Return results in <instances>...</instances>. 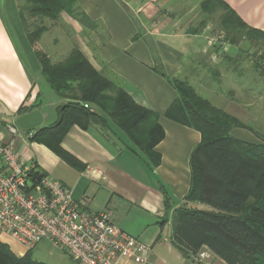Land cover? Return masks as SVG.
Wrapping results in <instances>:
<instances>
[{
	"label": "crops",
	"instance_id": "obj_1",
	"mask_svg": "<svg viewBox=\"0 0 264 264\" xmlns=\"http://www.w3.org/2000/svg\"><path fill=\"white\" fill-rule=\"evenodd\" d=\"M222 1L249 27L264 32V0ZM22 2L0 0V139L13 143L27 166L67 186L73 200L87 211H109L118 229L149 248L146 254L123 258L116 264H227L213 254L202 260L174 242V217L191 187V158L201 134L167 118L168 109L178 98L171 81L186 80L198 93L193 81L206 79L213 64L211 59L208 64L197 61L211 45L208 41L212 37L206 35L209 24L195 28L191 23L192 11L186 7L192 0H76L71 11L53 21L68 41V48L79 49L101 77L122 89L138 106L153 112L165 133L146 155L108 118V130L96 124L87 130L73 126L61 146L78 160L77 167L31 140L37 130L58 121V108L68 101L51 87V91L45 90V100L38 85L42 75L39 57L35 54L38 64L32 56L23 57L14 38L11 28L25 44L29 43L26 54L33 53L21 17ZM7 6L13 13L11 24ZM31 61L35 63L34 71ZM217 77L222 74L218 72ZM32 106L36 109L22 116L39 111L42 126L34 130L20 128L21 133L14 138L7 125L22 117L17 115L21 107ZM247 134L251 132L239 136L250 142L252 137ZM188 206L205 209L200 204ZM42 243L31 250L38 262L42 261L34 255ZM29 251L15 255L22 258ZM60 253L52 250L49 260L43 263L57 264Z\"/></svg>",
	"mask_w": 264,
	"mask_h": 264
},
{
	"label": "trees",
	"instance_id": "obj_2",
	"mask_svg": "<svg viewBox=\"0 0 264 264\" xmlns=\"http://www.w3.org/2000/svg\"><path fill=\"white\" fill-rule=\"evenodd\" d=\"M75 2L26 0L21 17L25 25L27 15L57 21L62 13L72 10ZM214 6L225 12L220 25L226 33V44L237 46L233 35L243 31L264 41L263 31L249 27L222 0L202 3L206 12L214 11ZM45 31L44 26L38 28V32ZM28 37L34 44L35 34L29 32ZM38 57L43 77L68 102L58 108V121L37 130L31 140L50 148L68 165L78 166V160L61 146L73 126L87 130L96 124L108 130V118L146 155L164 139L157 116L101 77L79 49H73L64 62L56 65ZM259 59L253 68L264 78V56ZM171 82L178 98L168 109L167 118L201 134L191 158V187L174 217L175 244L195 257L206 249L227 264H264V135H255L259 143L234 138V129H248L242 121L201 97L189 83ZM31 109L36 106L21 107L17 115ZM190 204L208 209L191 208ZM0 264L46 263L35 261L31 251L17 257L0 241Z\"/></svg>",
	"mask_w": 264,
	"mask_h": 264
},
{
	"label": "built area",
	"instance_id": "obj_3",
	"mask_svg": "<svg viewBox=\"0 0 264 264\" xmlns=\"http://www.w3.org/2000/svg\"><path fill=\"white\" fill-rule=\"evenodd\" d=\"M88 107V105H85ZM14 138L17 123L7 125ZM0 233L28 250L43 241L67 254L78 264H116L136 258L149 248L118 229L111 213H91L72 198L61 182L27 166L14 144L0 139ZM202 260L211 252L199 253Z\"/></svg>",
	"mask_w": 264,
	"mask_h": 264
},
{
	"label": "rangeland",
	"instance_id": "obj_4",
	"mask_svg": "<svg viewBox=\"0 0 264 264\" xmlns=\"http://www.w3.org/2000/svg\"><path fill=\"white\" fill-rule=\"evenodd\" d=\"M197 1L192 0V3L186 7V9L192 11L189 17L190 21H192V24H195V28L209 24L206 35L212 37L208 41L211 45H207V50L200 53L197 61H207L208 64L211 59L213 60V64L210 67V74H207L206 79L193 81V84L199 95L210 99L216 107L239 118L248 129L252 130L249 131L251 135L247 134V136L252 137L251 143H259L255 135H264V78H261L255 72L253 65L260 60V56H264V41L253 34L243 31L238 34L234 33L233 35L234 39L238 40L237 46L226 44L224 42L226 33L220 25V20L225 16L223 9L219 7L215 8L216 6H214V11L206 12L203 10L202 0ZM22 3L24 5L25 0ZM10 7L7 6L6 9L9 24L12 23L11 19H13V16H11L13 13ZM42 26L46 27V31L43 33L38 32V28ZM24 27L27 35L29 32L35 34L34 44H32L33 46L31 45V51L33 53L29 52L28 55L26 54V46H29V43L27 42L26 45L17 30L11 28L23 57L32 56L36 64H38V58L35 54L37 56L39 54L40 57H44L56 65L64 62L70 55L71 50L68 48V41L62 38L59 29L56 28L53 21H42L41 19L32 18L27 15V25H24ZM26 61L29 63L28 58H26ZM216 64H219V66ZM34 66L35 63L31 61L30 68L32 71H34ZM218 72L222 74L221 78L217 77ZM38 78V85L41 86L44 98L48 101L45 90L51 91L50 86L43 75L39 74ZM185 82L187 81L185 80ZM250 104L254 105L250 106ZM247 130L234 129V138L241 140L239 135ZM204 208L208 209L207 207ZM0 240L9 244L14 254H21L26 250L16 240L5 234L0 233ZM52 250L60 253L59 250L52 248V245L45 241L39 246L38 254H35L36 256L34 255V258L42 262L43 260L48 261ZM59 256L61 260L57 264H78L63 252Z\"/></svg>",
	"mask_w": 264,
	"mask_h": 264
},
{
	"label": "water",
	"instance_id": "obj_5",
	"mask_svg": "<svg viewBox=\"0 0 264 264\" xmlns=\"http://www.w3.org/2000/svg\"><path fill=\"white\" fill-rule=\"evenodd\" d=\"M16 123L22 130H34L42 126L43 117L39 111H34L18 118Z\"/></svg>",
	"mask_w": 264,
	"mask_h": 264
}]
</instances>
